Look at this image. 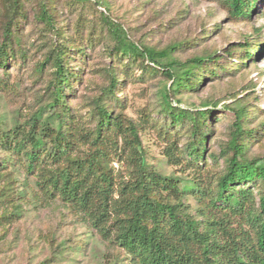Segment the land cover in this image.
Here are the masks:
<instances>
[{
  "label": "rangeland",
  "instance_id": "374dc122",
  "mask_svg": "<svg viewBox=\"0 0 264 264\" xmlns=\"http://www.w3.org/2000/svg\"><path fill=\"white\" fill-rule=\"evenodd\" d=\"M110 22L137 45L174 47L161 63L214 56L197 70L202 81L196 89L174 98L180 108L213 111L206 121L210 133L202 160L168 153L173 139L181 147L188 138V125H171L162 111L159 91L169 81L160 70L145 69L140 58L116 52ZM6 28L15 40L0 66L1 128L23 125L41 110L53 90L52 62L62 54L70 73L64 103L74 123L92 129V101L114 74L117 86L107 98L137 125L141 151L153 170L200 188L213 184L231 155V108L243 109L240 158H264V0H256L247 16L231 14L226 0H0V43ZM77 145L86 151L85 145ZM2 159L6 154L0 150ZM110 167L118 178L130 175L126 162L113 161ZM204 202L190 193L183 197L186 211L194 216ZM0 264L134 262L103 239L76 205L39 190L35 176L15 157L0 166Z\"/></svg>",
  "mask_w": 264,
  "mask_h": 264
},
{
  "label": "trees",
  "instance_id": "16d2710c",
  "mask_svg": "<svg viewBox=\"0 0 264 264\" xmlns=\"http://www.w3.org/2000/svg\"><path fill=\"white\" fill-rule=\"evenodd\" d=\"M226 1L231 14L247 16L256 0ZM8 29L0 43V66L5 65L15 40ZM110 32L116 52L127 59L140 58L145 69L160 70L169 81L159 91L162 111L171 125H188V138L181 147L173 139L168 153L185 155L188 161L202 160L210 133L206 121L213 111L180 108L174 98L196 89L202 81L197 70L214 56L161 63L174 47L137 45L112 22ZM52 66L53 90L41 110L23 125L0 127V150L6 154L0 166L15 157L21 159L39 190L76 205L101 237L124 250L134 264H264V158H240L242 108H231L234 120L227 143L231 155L225 171L213 184L200 188L193 181L165 176L146 163L137 125L115 111L107 98L117 86L114 74L92 101L95 123L88 130L74 123L64 103L63 88L69 85L70 73L62 54ZM77 144L85 145L86 151L82 153ZM113 161L130 166L127 179L117 177L110 167ZM188 193L205 200L197 216L185 209L183 197Z\"/></svg>",
  "mask_w": 264,
  "mask_h": 264
}]
</instances>
